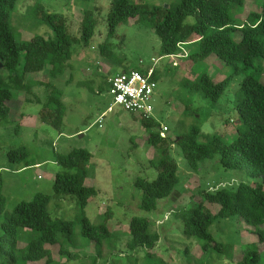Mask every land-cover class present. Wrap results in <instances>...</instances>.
<instances>
[{
  "label": "rangeland",
  "instance_id": "1",
  "mask_svg": "<svg viewBox=\"0 0 264 264\" xmlns=\"http://www.w3.org/2000/svg\"><path fill=\"white\" fill-rule=\"evenodd\" d=\"M132 1L164 8L175 7L179 2ZM262 2L246 0L238 17L245 20L251 12L261 11ZM37 6L49 13L64 15L69 33L77 38L81 37L84 10L91 9L97 21L96 34L89 46L82 43L75 46L65 75L53 81L55 88L63 93L66 110L61 130L39 120V112L47 104L49 96V90L38 84L43 74L28 77L29 94L14 91L11 113L0 120V175L4 183L6 212L11 213L19 203L29 202L42 193L52 197L49 212L54 221L74 220L80 213L77 199L54 194L56 174L67 171L57 165L56 155H65L74 149H87L92 159L87 168L86 185L94 187L98 193L86 208L85 215L94 225L108 221L113 237L110 244L102 247L98 264H238L242 259V248L257 242L252 228L242 220L238 217L222 219L217 216L218 205L205 203L215 216L210 233L216 241L233 246L234 255L229 258L210 251L204 254L199 240L184 235L182 223L177 217L181 211L203 201V192H214L220 188L235 191L240 184L256 186L261 180L226 168L220 156L201 162L199 172H195L175 142L195 125L201 128V142L214 134L233 141L236 138L234 123L239 122L236 92L253 70L230 79L223 97L214 103L204 99L202 93L191 91L184 81H193L203 73L217 82L230 78L233 68L215 54L198 63L177 57L161 58L160 38L151 28L143 24L135 25L133 20L119 26L116 35L108 39L107 18L112 7L111 0H19L12 13L11 24L22 39L30 40L36 35L45 38L53 36L52 31L36 20L34 9ZM194 20V17H189L186 23L192 24ZM107 42L109 57L101 53ZM262 63L264 61L260 59L257 64ZM150 68L160 72L153 97L152 118L160 125L158 131L163 127L168 129L167 140L174 143L170 154L177 163L180 181L170 197L158 202L157 210L146 212L140 209L143 195L135 187V181L142 178L152 182L158 176L157 170L151 166L155 151L148 142L150 132L142 126L138 113L113 107L104 82L109 75ZM8 74L3 67L0 69V77L6 78ZM256 77L264 83V72ZM103 114L105 117L100 124ZM20 147L27 148L29 157L22 163H11L8 152ZM5 216L0 215V223ZM133 217L149 219L151 231L159 233L161 241L153 251L131 252L128 249V229ZM76 235L79 242L77 250H82V257L67 262L60 259L57 248H54L55 258L65 264H91L89 255H95L94 245L84 242L79 227ZM27 238L23 233L19 234L20 247L26 245ZM259 248L261 264H264V244Z\"/></svg>",
  "mask_w": 264,
  "mask_h": 264
},
{
  "label": "trees",
  "instance_id": "2",
  "mask_svg": "<svg viewBox=\"0 0 264 264\" xmlns=\"http://www.w3.org/2000/svg\"><path fill=\"white\" fill-rule=\"evenodd\" d=\"M111 1L107 18L108 39L116 35L119 26L133 20L135 25L143 24L151 28L160 38L161 58H178L182 55L185 56L182 59L198 63L207 61L215 54L233 68L231 77L221 82L212 80L207 73L193 81H184L186 87L195 93H202L204 99L218 103L230 79L253 70L236 92L239 122L234 123L236 138L233 141H228L221 134H214L201 142V128L195 125L182 134L175 145L181 149L195 172H199L201 162L220 156L226 168L245 173L261 180V183L256 186L240 184L235 191L220 188L214 192H203V201L189 210L181 211L177 218L182 223L184 235L199 240L204 254L210 251L231 258L234 255L233 246L216 241L210 233L215 216L205 203L218 205L220 210L217 216L222 219L238 217L257 236V242L242 248V259L238 264H261L259 247L264 244V83L256 76L264 72V63L257 64L260 59L264 61V0L261 11L251 12L245 20L238 16L246 0H179L172 8L132 0ZM18 2L0 0V63L9 73L6 78L0 77V120L11 113L14 91L29 94L31 87L28 77L43 74L38 84L49 90V96L47 104L39 112V120L61 130L66 110L63 93L55 88L53 81L65 75L76 45L82 43L89 46L96 34L95 14L91 9L84 10L81 37L77 38L69 33L64 15L49 13L37 6L34 9L36 20L52 31L53 36L45 38L36 35L27 40L20 38L11 24V16ZM189 17L195 18L192 24L186 23ZM107 44L101 53L109 57ZM133 71L147 74L149 69ZM114 76L105 78L107 90L108 80ZM152 79L158 82L160 72L154 70ZM138 119L150 132L148 142L155 151L151 166L157 170L158 176L152 182L137 178L135 187L143 195L140 209L152 212L157 210L160 200L172 195L180 179L177 163L170 154L174 143L168 142L167 135L161 136V131L157 130L160 125L152 117L139 115ZM28 157L29 152L25 147L8 152L11 163H22ZM91 159L92 154L87 149H74L68 154L56 155L57 165L67 171L56 174L54 194L76 198L80 210L79 215L70 221H54L49 212L52 197L42 193L29 202L19 203L8 214L0 175V215L6 214L0 223V264H65L55 258L54 248H57L60 259L67 262L79 260L83 252L77 250V227L84 242L95 247V255H89L91 264H98L102 247L110 244L113 237L108 221L94 225L85 215L86 208L98 193L94 187L86 185ZM151 224L147 218H132L128 229V249L131 252L153 251L157 247L161 237L159 233L151 231ZM20 233L28 237L24 247L18 243Z\"/></svg>",
  "mask_w": 264,
  "mask_h": 264
},
{
  "label": "built area",
  "instance_id": "3",
  "mask_svg": "<svg viewBox=\"0 0 264 264\" xmlns=\"http://www.w3.org/2000/svg\"><path fill=\"white\" fill-rule=\"evenodd\" d=\"M185 56L179 55L178 58ZM154 68H150L147 74L139 71L116 75L108 80V94L112 98V104L120 107L125 112L138 113L150 118L154 113L153 97L157 89V82L152 79ZM111 111V108H109ZM105 114L101 116L99 123ZM101 127V125H100ZM168 129H161V136L166 137Z\"/></svg>",
  "mask_w": 264,
  "mask_h": 264
},
{
  "label": "water",
  "instance_id": "4",
  "mask_svg": "<svg viewBox=\"0 0 264 264\" xmlns=\"http://www.w3.org/2000/svg\"><path fill=\"white\" fill-rule=\"evenodd\" d=\"M3 67V64L2 63H0V69Z\"/></svg>",
  "mask_w": 264,
  "mask_h": 264
},
{
  "label": "crops",
  "instance_id": "5",
  "mask_svg": "<svg viewBox=\"0 0 264 264\" xmlns=\"http://www.w3.org/2000/svg\"><path fill=\"white\" fill-rule=\"evenodd\" d=\"M39 164H36V166H38Z\"/></svg>",
  "mask_w": 264,
  "mask_h": 264
}]
</instances>
